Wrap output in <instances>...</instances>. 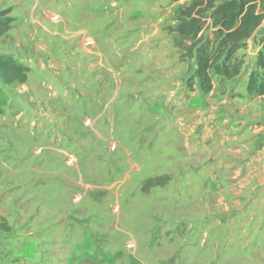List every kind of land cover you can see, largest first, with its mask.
<instances>
[{
    "label": "rangeland",
    "instance_id": "374dc122",
    "mask_svg": "<svg viewBox=\"0 0 264 264\" xmlns=\"http://www.w3.org/2000/svg\"><path fill=\"white\" fill-rule=\"evenodd\" d=\"M191 1L0 0V264H264V22L203 94Z\"/></svg>",
    "mask_w": 264,
    "mask_h": 264
},
{
    "label": "trees",
    "instance_id": "16d2710c",
    "mask_svg": "<svg viewBox=\"0 0 264 264\" xmlns=\"http://www.w3.org/2000/svg\"><path fill=\"white\" fill-rule=\"evenodd\" d=\"M263 22L264 0H192L180 9L171 30L178 36L176 47L183 49L186 58L195 61L194 76L203 94L212 91L214 76L229 80L240 74L244 62L239 53L247 48V42L256 36ZM11 24L7 13L0 12V39L11 29ZM206 30L211 34L206 35ZM260 44L246 84L248 94L264 95V38ZM27 71L10 57H0V77L5 85L25 83ZM5 102L0 88V112ZM0 232H9L1 216Z\"/></svg>",
    "mask_w": 264,
    "mask_h": 264
},
{
    "label": "crops",
    "instance_id": "0c3cea01",
    "mask_svg": "<svg viewBox=\"0 0 264 264\" xmlns=\"http://www.w3.org/2000/svg\"><path fill=\"white\" fill-rule=\"evenodd\" d=\"M87 237L88 236H82V238H84V239H87ZM83 246H80V249L82 248ZM85 248V247H84ZM78 250H79V248H78Z\"/></svg>",
    "mask_w": 264,
    "mask_h": 264
}]
</instances>
